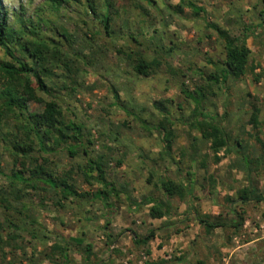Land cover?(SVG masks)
I'll list each match as a JSON object with an SVG mask.
<instances>
[{"label":"rangeland","instance_id":"obj_1","mask_svg":"<svg viewBox=\"0 0 264 264\" xmlns=\"http://www.w3.org/2000/svg\"><path fill=\"white\" fill-rule=\"evenodd\" d=\"M189 1L204 8L207 20L231 36H241L244 27L258 33L246 40L248 66H253V72L247 69L240 79L229 77L225 83L213 85L202 102L204 114L213 115L231 139V152L217 164L209 144L178 123L173 127L171 158L157 159L162 148L158 110L172 118H185L193 102L181 94L180 83L189 88L202 85L200 74L207 76L215 67L224 66L222 41L202 17L178 9V0H113L115 13L111 34L106 37L82 0L60 8L51 7L49 0H0L12 28L25 26L24 39L32 34V26L38 28L36 34L64 58L59 66H71V73L63 67L54 69V75L46 78L50 95L37 92V96L44 102L56 101L67 120L83 125L93 142L90 156L102 155L107 161V179L119 193L117 198H109L114 214L105 227V209L92 197L100 188L95 174L85 179L86 158L81 152L68 157L65 146L42 156L51 162L56 176L68 173L76 190L88 193L85 198L62 199L49 189L13 191L9 180L0 175V200L5 198L8 208L0 204V222L4 223L0 264H63L54 245L67 249L66 264H80L85 244L92 246V259L98 264H264V0ZM95 3L101 10L102 0ZM129 50L148 61H160L161 69L149 77L136 75L117 53ZM111 87L127 110L149 124L150 136L140 131L132 117L111 105ZM253 102L259 108L257 128L249 122ZM42 106L30 103L29 109L40 111ZM191 137L197 145L195 154ZM234 140L241 147L232 144ZM245 158L260 159L247 167ZM177 162L183 175L193 174V198L171 200L174 215L152 219L150 205L142 201L162 198L156 180L162 174L173 177ZM0 167L5 175L12 168L2 145ZM248 185L256 189L251 200L229 204ZM193 208L201 215H219L231 225L237 222L234 213L238 212L243 224L238 230L227 226L206 235L191 215ZM6 218L15 228L7 226ZM151 231L154 238L147 244H135L134 236L141 238ZM72 239L83 243L76 245Z\"/></svg>","mask_w":264,"mask_h":264},{"label":"trees","instance_id":"obj_2","mask_svg":"<svg viewBox=\"0 0 264 264\" xmlns=\"http://www.w3.org/2000/svg\"><path fill=\"white\" fill-rule=\"evenodd\" d=\"M49 2L51 7L60 8L81 2V0H49ZM82 2L86 12L101 26L104 36L109 37L113 19L112 13H115L113 0H102L101 10H98L100 6L96 5L95 0H82ZM177 8H186L194 17H202L206 27L222 41L225 55L224 66L215 67L214 72L207 76L200 74V79L203 80L202 85L189 88L184 82L180 83L181 94L193 102V108L185 118H172L167 113L158 110L161 118L158 121L157 131L162 148L157 159L164 162L171 158L175 141L173 127L178 123L196 131L209 144L212 161L217 164L231 152V139L222 126L215 121L213 115L204 114L202 102L204 97L211 93L210 89L213 85L223 84L229 77L240 79L245 76L247 69L253 72V66H248L250 50L246 45V40L249 36L255 37L258 33L253 28L244 27L241 36H231L228 32L209 22L205 9L189 0H178ZM259 27L262 28V26ZM31 28L32 34L29 38L24 39L23 35H25L27 28L25 26L17 29L12 28L8 22V13L0 2V51L3 55V58H0V145L3 146V150L12 162L10 173L8 175L3 174L0 167V175L9 180L8 187L13 191L20 192L25 189L45 191L49 189L55 196L62 199L69 197L85 198L88 193L77 191L73 179L69 178L68 173L63 177L56 176L55 170L49 166L51 162L42 156L43 154H52L53 151L62 146H65L70 158L81 152L86 158L83 168L85 179H90L95 174V180L100 185L92 197L101 201L105 209L104 218L105 227H107L110 217L114 214L113 204L109 202V198H117L119 194L113 182L107 179V161L102 155L96 158L90 156L89 147L93 142L84 133L81 123L67 120L56 101L44 102L37 96V92L50 95L46 78L54 75V69L63 67L68 73L73 72V70L71 66H59L60 63L65 62L64 58L56 54L58 50L54 49V46L51 48L42 36L36 34L38 28L33 26ZM261 33H264V28ZM93 35L94 33L88 35L89 39H92ZM63 37L66 40L69 39V36ZM15 52L19 53L18 57ZM117 53L124 57L132 71L141 77L151 76L162 66L160 61H148L140 53L133 50L117 51ZM6 58L10 60H6ZM53 64L54 66H51ZM171 72L173 73L174 70ZM63 89L67 88L63 86ZM111 92L113 99L111 105H116L127 117H132L131 120L135 121L140 131L144 132L146 136H150L152 129L149 124L127 110L114 87H111ZM38 102L43 104L40 111L29 109L30 103ZM251 110L249 122L253 128H257L259 108L255 102L252 103ZM123 125L126 126L127 121H124ZM232 144L241 147L238 140H234ZM190 148L193 154L197 152L194 137H191ZM34 152L39 155L34 156ZM236 153H238L237 150ZM180 157H183L182 153ZM259 159L255 161H259ZM244 160L246 166L250 162H255L254 160L248 161L246 158ZM117 163L120 164L121 160H117ZM174 166L173 177L162 174L156 180V186L161 192L162 198L145 197L142 201V204L150 205L149 216L152 219H162L174 215L171 200L177 198L181 201L185 199L191 201L193 198V174L186 172L183 175L179 162L175 163ZM200 166L204 167L205 165L201 162ZM255 192L256 189L252 185H248L238 190L237 199L229 201V204L233 202L247 203ZM4 201L5 198L1 199L0 204L5 210H8ZM234 214L237 217V222L231 225L223 222L219 215L215 217L201 215L195 208L191 210L192 217L203 228L206 235H210L217 228L225 229L227 226L238 230L243 224V217L238 212ZM5 221L9 228H15V224L11 220L6 218ZM3 225L4 223L0 222V250L3 243L1 236ZM176 231L179 232L180 230ZM152 238H154V233L151 231L141 238L134 236V242L145 245ZM72 241L76 245L83 243L82 240L77 239H72ZM53 249L61 256L64 261L63 264L69 263L66 248L54 245ZM83 254L84 257L80 264H98L96 260L92 259L93 253L90 244L84 245Z\"/></svg>","mask_w":264,"mask_h":264}]
</instances>
